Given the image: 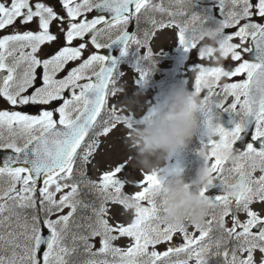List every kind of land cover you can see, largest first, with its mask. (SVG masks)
Wrapping results in <instances>:
<instances>
[{"label":"snow or ice","instance_id":"obj_1","mask_svg":"<svg viewBox=\"0 0 264 264\" xmlns=\"http://www.w3.org/2000/svg\"><path fill=\"white\" fill-rule=\"evenodd\" d=\"M59 2L62 12L45 2L0 0V32L13 29L0 35V100L11 106L0 110V150L12 153L0 158V181L7 177L6 187L0 183V264H72V255L81 247L90 257L110 255L112 264H162L180 253L194 257L196 264H209L212 256L222 257L223 264H257L256 251L261 253L259 264H264V209L253 208L256 203L264 205V0H216L212 10L201 11H195L197 0H192L190 16L184 9L172 11L153 0ZM150 9L167 12L173 19L150 18L152 29L145 30L141 39L129 25H138L142 12ZM94 10L97 14L88 18ZM178 15L186 18L177 21ZM33 24L36 30L29 27ZM18 26L25 30H17ZM166 27L178 28V41L186 52L195 50L201 61L216 64L199 63L194 68L198 73L194 90L199 95L207 90L201 109L207 141L198 155H206L211 179L201 194L212 201L214 210L211 219L195 225L198 236L188 231L191 221L166 220L167 208L157 201L154 190L167 177L157 172L143 173L133 182L140 190L132 194L124 191L129 181L120 178L126 161L103 171L98 181L75 179L86 176L99 137L110 135L118 124L131 128L136 122L129 113L119 114L120 109L108 105L110 98L123 92L117 72L120 58L136 51L138 63L154 62L149 37ZM209 27L219 31L221 44L203 43ZM113 30L118 33L115 37ZM45 45L56 47L41 56ZM90 45L93 50L85 57ZM117 45L119 57L109 51ZM217 48L223 52L222 60H231L234 66L215 62ZM76 61L81 62L70 67ZM139 71L146 79L151 69ZM238 76L246 78L231 80ZM223 78L230 82L221 83ZM30 105L42 106L39 114L18 110ZM214 107L235 113L234 126L215 122ZM238 142L246 146L237 148ZM230 153L236 159L226 167L233 161ZM161 171L184 175V161L171 158ZM82 185L98 194V207L80 198ZM213 189L218 191L210 194ZM128 198L139 202L134 218L126 225L110 223L108 202L123 205ZM81 208L91 214L77 222L75 214ZM240 212L246 213L244 221ZM214 225L222 230L219 237L213 236ZM176 235L182 243L157 250ZM123 237L132 241L126 248L115 244ZM83 264L110 262L88 259Z\"/></svg>","mask_w":264,"mask_h":264},{"label":"clouds","instance_id":"obj_2","mask_svg":"<svg viewBox=\"0 0 264 264\" xmlns=\"http://www.w3.org/2000/svg\"><path fill=\"white\" fill-rule=\"evenodd\" d=\"M192 0H179L182 9L191 6ZM205 39L212 45L223 42L216 28L209 27L204 33ZM219 55L215 62L222 61L223 52L217 48ZM143 94V93H139ZM136 101H128V106ZM204 106L203 98L185 83L176 82L163 90L160 101L152 105L148 112L127 128V143L132 153L130 160L135 161L144 172H157L167 177L163 184L154 190L157 201H163L167 208L166 220L170 223L191 221L192 224H203L212 209V201L202 195V189L211 179L206 155H201V164L196 175L186 180L181 173L169 175L161 171L165 162L174 158L182 149L187 148L193 137L202 127L200 118ZM235 161V153H230ZM126 211L135 212L139 202L128 198L122 205Z\"/></svg>","mask_w":264,"mask_h":264},{"label":"rangeland","instance_id":"obj_3","mask_svg":"<svg viewBox=\"0 0 264 264\" xmlns=\"http://www.w3.org/2000/svg\"><path fill=\"white\" fill-rule=\"evenodd\" d=\"M196 10H212V8H204L198 5ZM219 18V12L216 13ZM157 50L169 51L180 46L178 41V28L177 27H166L164 30L157 34L156 38ZM212 44V41L209 42ZM215 46V45H214ZM188 63V61L186 62ZM185 63V64H186ZM200 63H205V61H201ZM209 66H216L213 61L207 60ZM220 63H223L226 68L234 66V62L231 60H222ZM187 65V64H186ZM198 65V64H197ZM160 73L157 79H161L166 76L170 81H174L176 78H184V75L180 72V67L176 69V64L171 59L162 60V63L159 65ZM196 65L194 66V68ZM190 71H193L191 68ZM186 70V75L188 78L186 79V85L188 87L190 83L191 72ZM122 79L119 81V86L123 88V92L119 93L116 97L111 98V106H115L120 109L119 114L129 113L133 116L136 122L148 112L149 108L156 104L158 99L162 97L159 95L158 90L152 88L148 90H143L138 85V78L140 76V72L132 69L131 67H125L121 74ZM180 76V77H179ZM228 81V78L222 80L221 82ZM156 92V94H155ZM143 93V94H139ZM128 101H136L131 105V108L128 106ZM9 109V107H5L4 104H0V110ZM127 126L126 124H118V127L108 136H102L100 142V148L97 152V155L94 160L93 168L91 169V175L100 178V175L103 171L109 170L111 167H114L120 161H126L128 166L120 174L121 179H126L129 181L128 186L124 189V191L130 192V194L134 193L137 190H140L139 187H134L133 182L139 181L141 179L144 171H142L138 166H135V161L130 160L132 153L129 150V146L127 143ZM210 151V146L209 149ZM235 161H229L227 167H231ZM168 161L165 162L164 166H167ZM255 175H257L255 173ZM2 184H6V182H2ZM59 195V194H58ZM145 205L146 202H145ZM253 208L257 211L264 209V205L260 203H256L253 205ZM261 215H264V211H261ZM134 218V212L126 211L125 208L118 204L112 203L109 206L108 219L110 223L116 224L117 222L124 223L125 225L130 223ZM241 221L246 219V213L241 214ZM189 233H195V235H199V231L195 228V225L192 223L187 224ZM180 235H176L172 242L170 243H162L157 247L158 251H165L168 247L173 246L175 242L181 241ZM131 238L123 237L119 240L115 241V244L119 247L126 248L131 244ZM151 250V248H150ZM186 255V254H185ZM238 255H241L238 253ZM243 255H246L244 253ZM187 257V255H186ZM254 257L259 264L261 259V253L256 251ZM188 258V257H187ZM114 260V258H113ZM188 264H196V261L193 259H188Z\"/></svg>","mask_w":264,"mask_h":264},{"label":"flooded vegetation","instance_id":"obj_4","mask_svg":"<svg viewBox=\"0 0 264 264\" xmlns=\"http://www.w3.org/2000/svg\"><path fill=\"white\" fill-rule=\"evenodd\" d=\"M33 2H45V3H48L49 6H53V7L55 8L56 11H58V12H62V6H61L59 0H33ZM87 16H88V18H92V17H94V15H93L92 12H91V13H88ZM133 24L135 25V22H132L129 26H131V25H133ZM35 26H36V25L33 24V25L29 26V27H31L32 30H36V27H35ZM17 30L23 31V30H25V29H24V27H22V26H18ZM12 31H13L12 28H8V29L4 30L3 32H0V35L7 34V33H11ZM53 31H56L55 27L53 28ZM135 31H136V28H135ZM138 32H139V30L137 31V33H138ZM101 42H107V41H106V39H102ZM59 43L62 44L63 41L61 40ZM76 43H79V41H77ZM51 46H52V47H51ZM51 46H50V45L42 46V50H41V52H40V55H41V56H47V55L51 52V50H52L54 47H56V45H51ZM92 50H93V48H92V46L90 45V46H89V49H88V52H85V57H87V55H88ZM80 62H81V61L73 62V63L70 65V67H71V66H76V65H78ZM61 75H63V74H61ZM83 82H86V81H81V83H83ZM65 95L68 96L69 94L66 92ZM0 104H7V102H5V101H3V100H0ZM41 107H42V106H36V109L40 111ZM37 114H39V112H38ZM57 118H58V117H57Z\"/></svg>","mask_w":264,"mask_h":264},{"label":"trees","instance_id":"obj_5","mask_svg":"<svg viewBox=\"0 0 264 264\" xmlns=\"http://www.w3.org/2000/svg\"><path fill=\"white\" fill-rule=\"evenodd\" d=\"M81 180H87L86 178L85 179H81ZM93 193V190L91 189L90 186L88 187H85L82 185V188H81V196L80 198L84 200L85 203H90L92 204V198L95 196L92 194ZM91 195V197H90ZM80 213H82L81 215L83 214H87L89 213V211H91L90 209H83L81 208L80 210ZM214 229H218L219 230V227L218 225H214ZM216 230V231H218ZM213 252L215 251V248H213L212 250ZM171 264L172 262H169V260L167 262H164V264ZM209 264H223V260H222V257L220 256H212L209 260Z\"/></svg>","mask_w":264,"mask_h":264},{"label":"water","instance_id":"obj_6","mask_svg":"<svg viewBox=\"0 0 264 264\" xmlns=\"http://www.w3.org/2000/svg\"><path fill=\"white\" fill-rule=\"evenodd\" d=\"M217 119L215 118V121ZM200 134H201V137L203 139H206L207 140V135H206V127H204L201 131H200ZM248 137V136H247ZM246 137V139H247ZM8 154H12L11 151H8V150H0V158H2L4 155H8ZM215 191H218V189H215ZM45 232H47V230H45Z\"/></svg>","mask_w":264,"mask_h":264}]
</instances>
